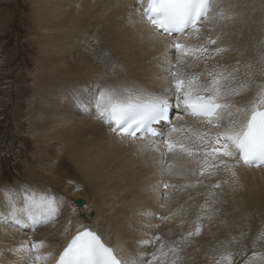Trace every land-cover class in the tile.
Segmentation results:
<instances>
[{"label":"bare ground","instance_id":"bare-ground-1","mask_svg":"<svg viewBox=\"0 0 264 264\" xmlns=\"http://www.w3.org/2000/svg\"><path fill=\"white\" fill-rule=\"evenodd\" d=\"M32 2V20L40 42L38 64L45 75L42 73L41 88L36 90L28 108L36 140L40 142L38 151L41 148V152L54 159L52 164L46 162L42 167L48 168L50 175L62 159L75 166L81 182L80 193L87 194L90 203L84 206L82 200V205H76L74 198L75 205L70 207L60 192L50 190L44 180L32 184L33 189L62 198L63 205L54 224L34 230L28 222L16 225L0 218V264H21L23 254L10 250L14 244L18 247L27 240L44 241L47 246L41 253L53 252L58 256L71 237L83 228L101 234L126 264H139L142 258L147 264L160 243L142 246L140 242L152 241L157 236L166 246L180 249L176 264H216L224 251L222 242L232 238L235 239L230 250L236 254L237 264H244L253 252L264 253V237H261L264 168L238 167L235 177L223 171L215 175L205 172L201 176L200 166L195 163L198 157L189 161L166 149L162 156L146 147L151 137L122 142L97 119L93 107L97 88L131 86L146 91L162 90L165 82L160 78L166 72L160 65L168 60L188 73L203 72L206 66L214 65L231 69L239 62L237 81L247 71L252 88L236 99L246 103L264 85L261 73L264 0H217L220 7L213 5V12L218 13L222 8L233 19L218 22L217 17L202 26L199 36L187 39L189 45L198 46L206 38L219 37L216 44L206 46L224 47L227 51L215 55L206 64L190 58L181 59L178 64L174 52L165 58L174 37L155 35L145 21L137 19L136 0ZM249 64L251 68L246 69ZM172 115L178 128L208 130L206 124L197 120L188 117L178 120L175 111ZM163 131L167 134L168 129ZM173 139L196 150L198 141L187 131L173 133ZM141 170L147 171L142 176L146 191H136L135 197L127 195L125 183L132 186V178ZM224 180L228 182L223 183ZM217 181H221V186L213 188ZM164 184L170 187L164 189ZM18 188L21 187L15 189ZM206 202L208 207L202 211L201 205ZM209 208L213 213L211 219ZM197 223L203 225L201 234L187 242L181 241L188 231H194ZM29 229L32 231H26ZM162 259L164 264H172L174 257L169 253Z\"/></svg>","mask_w":264,"mask_h":264},{"label":"snow or ice","instance_id":"snow-or-ice-1","mask_svg":"<svg viewBox=\"0 0 264 264\" xmlns=\"http://www.w3.org/2000/svg\"><path fill=\"white\" fill-rule=\"evenodd\" d=\"M136 3L137 19L145 21L155 35L174 37L168 45L165 58L174 52L178 64L181 59L189 58L206 64L215 55L227 51L224 47L209 49L206 46L216 44L219 37L206 38L198 46H191L187 42L189 36H199L205 23L217 17L218 22L233 19V15L222 8L218 13L213 12V5L220 7L217 0H136ZM160 67L166 72L160 78L165 82L160 91H146L131 86L96 89L93 96L95 115L113 136L120 137L122 142L151 137V143L146 147L160 152L162 156L166 149L168 153L187 157L189 161L198 157L195 163L200 166L201 176L205 172L215 175L223 171L235 177L238 167H264V85L259 86L252 99L241 104L236 98L250 92L252 85L248 82L247 71L244 78L237 81L239 62L231 69L221 65L212 68L206 66L199 73L183 71L177 65H172L170 60ZM245 68L250 69L251 65ZM261 73L264 74V67ZM173 111L177 113L178 120L188 117L206 124L208 130L178 128L172 123ZM157 125L167 128V134L158 130ZM184 131L191 133L198 141L195 151L190 145L173 139V133ZM171 167L169 165V171ZM220 186L221 181L212 185L213 188ZM163 187L168 189L170 185L164 184ZM62 205V198L45 190L38 191L30 186L4 189L0 193V218L16 225L28 222L34 230L37 226L54 224ZM206 207L207 202L201 205V210ZM212 214L209 208V219ZM163 219L167 220L168 217ZM202 227L197 223L194 231H188L181 241L187 242L190 237L199 236ZM261 237H264V233H261ZM232 240L222 242L224 251L220 253L216 264H237L234 260L236 254L230 250ZM156 242L160 243V248L147 260V264H156L157 261L164 264L162 258L169 253L174 257L172 264H176L180 249L166 246L159 236L140 243L142 246H151ZM46 246L44 241L27 240L10 251L23 254L21 264H126L117 258L114 249L106 246L101 237L88 228L78 230L58 256L53 252L41 253L40 250ZM139 264H144L143 258ZM244 264H264V253L253 252L246 257Z\"/></svg>","mask_w":264,"mask_h":264},{"label":"rangeland","instance_id":"rangeland-1","mask_svg":"<svg viewBox=\"0 0 264 264\" xmlns=\"http://www.w3.org/2000/svg\"><path fill=\"white\" fill-rule=\"evenodd\" d=\"M32 3V0H0V191L29 187L44 180L50 190L60 192L70 207L75 205L74 198L82 199L84 206L89 205L90 197L80 193L81 182L75 166L62 159L50 175L49 169L42 167L46 162L52 164L54 159L41 152V148L38 151L40 142L36 140L29 114L34 94L41 88L39 80L45 75L38 64L40 42L32 20ZM137 172L139 175L132 178L133 185H124L128 188L127 195L132 197L136 191L145 190L142 176L147 171ZM46 179L54 182L47 183ZM155 216L160 218L159 214Z\"/></svg>","mask_w":264,"mask_h":264},{"label":"water","instance_id":"water-1","mask_svg":"<svg viewBox=\"0 0 264 264\" xmlns=\"http://www.w3.org/2000/svg\"><path fill=\"white\" fill-rule=\"evenodd\" d=\"M76 205H81L83 203L82 199H76L75 200Z\"/></svg>","mask_w":264,"mask_h":264}]
</instances>
